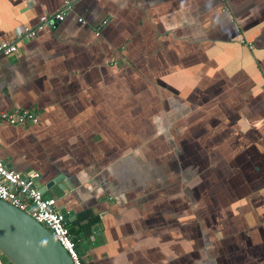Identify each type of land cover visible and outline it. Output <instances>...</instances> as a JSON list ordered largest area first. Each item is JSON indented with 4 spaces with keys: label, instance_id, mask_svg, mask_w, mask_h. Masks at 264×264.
Instances as JSON below:
<instances>
[{
    "label": "crops",
    "instance_id": "obj_1",
    "mask_svg": "<svg viewBox=\"0 0 264 264\" xmlns=\"http://www.w3.org/2000/svg\"><path fill=\"white\" fill-rule=\"evenodd\" d=\"M65 1L0 0V42ZM16 109L0 160L60 175L83 264H264V0H75L0 56Z\"/></svg>",
    "mask_w": 264,
    "mask_h": 264
},
{
    "label": "built area",
    "instance_id": "obj_2",
    "mask_svg": "<svg viewBox=\"0 0 264 264\" xmlns=\"http://www.w3.org/2000/svg\"><path fill=\"white\" fill-rule=\"evenodd\" d=\"M75 0H66L63 7L55 13L41 15L32 28L18 27L15 38L10 42H0V56L11 57L18 53L20 47L33 39L44 29H54L62 22L67 10ZM82 22L81 19H78ZM251 48V46L249 47ZM0 121L11 126L35 125L37 115L29 110L16 109L0 113ZM38 179L36 173L22 176L5 166L0 160V200L12 207L24 211L28 207L29 216L37 223L47 228L59 245L68 255L72 264H83L76 250V241L65 227L62 212L58 209L56 199L45 197L34 188ZM0 264H10L0 254Z\"/></svg>",
    "mask_w": 264,
    "mask_h": 264
},
{
    "label": "water",
    "instance_id": "obj_3",
    "mask_svg": "<svg viewBox=\"0 0 264 264\" xmlns=\"http://www.w3.org/2000/svg\"><path fill=\"white\" fill-rule=\"evenodd\" d=\"M59 180L60 175L45 186L35 183L34 188L42 194ZM25 211H29L28 207L20 211L0 200V254L3 258L10 264H72L51 232ZM62 217L65 225L73 220L71 211L63 213Z\"/></svg>",
    "mask_w": 264,
    "mask_h": 264
},
{
    "label": "trees",
    "instance_id": "obj_4",
    "mask_svg": "<svg viewBox=\"0 0 264 264\" xmlns=\"http://www.w3.org/2000/svg\"><path fill=\"white\" fill-rule=\"evenodd\" d=\"M86 216V214H84V213H81V214H79V218L81 219V218H84ZM97 219H95V221H96ZM77 222L79 221V219L78 220H76ZM70 225L71 224H67V225H65V227L67 228V230H68V232H70ZM90 223H88L87 225H86V227L87 228H89L90 227Z\"/></svg>",
    "mask_w": 264,
    "mask_h": 264
}]
</instances>
